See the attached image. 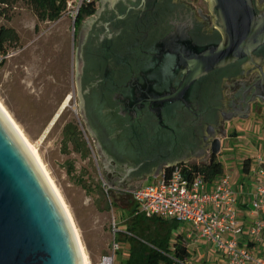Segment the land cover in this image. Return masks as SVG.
<instances>
[{
  "label": "water",
  "instance_id": "water-1",
  "mask_svg": "<svg viewBox=\"0 0 264 264\" xmlns=\"http://www.w3.org/2000/svg\"><path fill=\"white\" fill-rule=\"evenodd\" d=\"M207 1L213 31L205 25L208 18L182 0H100L80 29L76 83L82 114L87 119L81 80L87 57L85 92L125 160L115 181L103 166L115 194L203 158L206 148L221 154L220 118L246 120L254 103L264 105V0ZM256 72L251 83L245 80ZM231 76L243 79L237 108L224 95ZM0 264H84L58 198L1 111Z\"/></svg>",
  "mask_w": 264,
  "mask_h": 264
},
{
  "label": "rangeland",
  "instance_id": "rangeland-1",
  "mask_svg": "<svg viewBox=\"0 0 264 264\" xmlns=\"http://www.w3.org/2000/svg\"><path fill=\"white\" fill-rule=\"evenodd\" d=\"M194 2L207 3L204 0ZM5 8L0 4V26L15 29L20 40L14 47L15 56L0 68V101L29 142L37 147L72 216L90 263L97 264L101 256L109 252L114 239V219L118 228L123 227L132 234V237L124 233L116 236L120 251L115 264H124L129 259L131 246L137 250L142 248L139 238L167 239L172 223L163 220L140 222L132 197L123 196L118 203L114 192L108 195L105 191V185L109 183L104 177L102 158L80 113L76 49L82 25L76 27L75 20L66 13L57 22H38L22 2ZM67 99H70L67 107L41 141ZM71 125L80 133L81 152L65 138V128ZM227 126L231 139L223 142L218 160L233 180H244L248 190L253 175L245 177L243 163L247 159L256 162L259 155L264 157V113L253 112L248 119H235ZM204 161V158H191L188 163ZM141 182L133 181L128 187L138 186ZM180 225L184 231L188 226L182 222ZM178 233V228H173L169 234L171 248ZM184 243L190 259L183 264H215L214 255L216 259L220 258V264H228L220 253L212 252L208 243L203 242L204 250L198 252L189 247L188 242ZM170 250L164 253L168 257L172 255Z\"/></svg>",
  "mask_w": 264,
  "mask_h": 264
},
{
  "label": "built area",
  "instance_id": "built-area-1",
  "mask_svg": "<svg viewBox=\"0 0 264 264\" xmlns=\"http://www.w3.org/2000/svg\"><path fill=\"white\" fill-rule=\"evenodd\" d=\"M88 1L70 0L65 13L76 20L81 6ZM15 54L14 47L1 52L0 68ZM257 162L255 178L258 185L249 204L254 219L248 226L242 223L239 216L237 192L233 177L227 171L213 182H208L199 172H194L189 178L185 174L186 162L150 177L146 185L127 187L117 194L132 197L137 205V215L187 223L192 227L191 236L196 238L195 241L206 240L227 259L228 264H264V158L259 156ZM105 191L108 195L114 192L108 184ZM113 230L110 250L101 256L97 264H115L120 251L116 236L124 233L132 237L127 229L120 231L114 219ZM139 241L153 247L143 238Z\"/></svg>",
  "mask_w": 264,
  "mask_h": 264
},
{
  "label": "trees",
  "instance_id": "trees-1",
  "mask_svg": "<svg viewBox=\"0 0 264 264\" xmlns=\"http://www.w3.org/2000/svg\"><path fill=\"white\" fill-rule=\"evenodd\" d=\"M69 1L70 0H0V4L9 8L14 7L16 4L22 2L34 13L38 19V22H57L67 11ZM99 2L100 0H90L81 6L75 20L76 27H80L87 18L95 15ZM19 40V35L15 29L0 26V53L6 52L8 49L15 47ZM65 138L70 141L69 134ZM250 162L251 160L247 159L243 163V170L245 173L249 172ZM224 171L225 168L223 163L218 159L207 160L195 164L188 163V165L185 167V174L189 178L193 176L194 172H199L208 182L215 181V179L219 177ZM115 196L117 202H120L123 198L122 195ZM135 211H137V205ZM139 217L151 221H172V226L170 228L171 230L176 227V225H178L177 221L175 220H164L161 218L148 219L144 216ZM180 237L181 236L176 238L172 248L170 247L168 240L169 238L163 240L145 239L150 242L153 247L142 243V248L137 250L131 246L129 259L124 264H183L190 259V252ZM169 248L171 249L170 251L172 254H170V257H168L167 254H164L167 253Z\"/></svg>",
  "mask_w": 264,
  "mask_h": 264
},
{
  "label": "flooded vegetation",
  "instance_id": "flooded-vegetation-1",
  "mask_svg": "<svg viewBox=\"0 0 264 264\" xmlns=\"http://www.w3.org/2000/svg\"><path fill=\"white\" fill-rule=\"evenodd\" d=\"M184 2H187L188 4H190L197 12V14L202 17V16H206L208 19L205 21V25L209 28L210 31H213L216 27L213 23V17L211 15L210 12V5L209 2L207 0H204L205 2H207L205 5L201 4V3H195L194 0H182ZM83 25V24H82ZM85 57V56H84ZM89 60L87 59V57H85V66H84V70H83V74L81 76V80H82V90H83V95H84V108L85 111L87 113V119L85 116H83L82 114V110L80 107V113H81V117L85 122V125L92 137V139L95 142V147L96 150L98 151L99 155L102 158V163L103 166L105 168L106 171V175L107 177L111 180V181H115L117 179V176L121 175V171H122V166H124L123 162L125 160H123L120 156H118L115 152V146H114V140L108 136L105 133V128L103 127V125L101 124L102 122L98 121V111L95 105V102L93 100V97L88 93L85 92V90L87 89V83L86 79L88 81V73H89ZM257 76V72L254 74H251L250 76H247V78L245 79L247 82L251 83ZM242 78L241 77H237V78H233L231 76V79H225L224 80V95L226 97V99L228 100V102L232 103L233 106H235L237 108L238 103H239V99L240 98H235V95L238 91V88L240 87V83L242 82ZM79 96V93H78ZM79 100H80V104H81V97L79 96ZM253 112H259V113H264V105L261 104L260 102H256L252 105V113ZM235 119H239V118H234ZM232 120V121H233ZM232 121L230 122H224L222 117L220 118V123H219V127H220V131L218 133V137L222 140V144L225 140H230L231 136H230V131L228 129L227 124L232 123ZM85 132V131H84ZM70 135V141L73 146L78 150V151H82V148L79 145V134L77 133V128H74L72 125L70 127H66L65 128V132L64 135L65 137H67V135ZM204 160H216L219 158L218 155H213L210 148H206V154L203 156Z\"/></svg>",
  "mask_w": 264,
  "mask_h": 264
},
{
  "label": "crops",
  "instance_id": "crops-1",
  "mask_svg": "<svg viewBox=\"0 0 264 264\" xmlns=\"http://www.w3.org/2000/svg\"><path fill=\"white\" fill-rule=\"evenodd\" d=\"M259 150L260 151H263V149L261 148V146H259ZM259 156H258V158H259ZM257 169H258V162H257V160H256V162H253L251 160L250 167H249V172L248 173H245L246 174L245 177H248L249 174H252L254 181L252 179V182H250V187H248V190L246 189L247 185H246V183H245L244 180H242V179H234L233 180V184H234V187H235L236 192H237V199H238V203H239V209H240L239 216L241 218L242 223L245 226H248L253 221V219H254V216H252L250 214L249 204H250L251 198L256 193V187L258 185V179L255 178V174H256L255 172L257 171ZM149 181H150V177H147L146 179L142 180V182L139 185H146L147 182H149ZM116 195H118V194H116ZM139 216H141V215H138V217ZM139 218H140L139 219L140 222H143L144 221V222L153 223L150 220L148 221V220H146L144 218L141 219L142 217H139ZM170 222L172 223V221H170ZM177 223H178V225H176V227H174V228H178V230H179V233H178L177 237L181 236L180 237L181 240L185 241L186 243L188 242V246L189 247L192 246V248L195 249L197 252L198 251H203L204 250L203 249V247H204L203 242L206 243V244L208 242L206 240H204V239H198L197 241H195L196 238L191 236L192 227L188 225L186 227L185 231H184L183 230V227H181V225H180V222H177ZM123 230H126V229L123 228V227L122 228L120 227V231H123ZM171 232H172V230L170 232L168 231V233H167L168 234V238H169L168 239L169 242H170V238H171V236H169V234ZM176 238H175V240H176ZM208 244H210V243H208ZM173 245H174V243H173ZM210 246L212 248L211 250H213L212 252L215 253V250H214L213 246L211 244H210ZM220 256L222 257L221 254H220ZM214 258H215L214 259L215 264H220V258L216 259V256L215 255H214Z\"/></svg>",
  "mask_w": 264,
  "mask_h": 264
},
{
  "label": "bare ground",
  "instance_id": "bare-ground-1",
  "mask_svg": "<svg viewBox=\"0 0 264 264\" xmlns=\"http://www.w3.org/2000/svg\"><path fill=\"white\" fill-rule=\"evenodd\" d=\"M69 103L68 99L67 101L65 102V106ZM64 107V106H63ZM62 107V108H63ZM61 108V109H62ZM0 111L3 113V115L5 116V118L7 119V121L10 123V125L12 126V128L14 129V131L17 133V135L19 136V138L22 140V142L25 144V146L28 148V150L30 151V153L33 155L34 159L36 160L37 164L39 165V167L41 168L42 172L44 173V175L46 176L50 186L52 187L56 197L58 198V201L60 202L70 224H71V227L75 233V236L77 238V241H78V246H79V250L83 256V260H84V264H91L88 257H87V254H86V251H85V248L82 244V241L79 237V232L78 230L76 229V226L74 224V221L72 219V216L63 200V198L61 197L60 193H59V190L56 186V184L54 183L53 179L50 177L49 173L47 172L40 156H39V153H38V150H37V147L35 145H33L32 143L29 142V140L27 139V137L24 135L23 131L20 129V127L17 125V123L14 121V119L12 118V116L10 115V113L7 111V109L4 107V105L1 103L0 101ZM59 114V113H58ZM57 114V115H58ZM52 124V123H51ZM51 124L49 125L48 129L45 131L44 135L42 136L41 138V141L45 138L46 134L49 132V129L51 127Z\"/></svg>",
  "mask_w": 264,
  "mask_h": 264
}]
</instances>
